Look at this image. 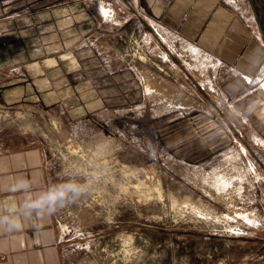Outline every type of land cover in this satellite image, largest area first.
Masks as SVG:
<instances>
[{
  "label": "rangeland",
  "instance_id": "obj_1",
  "mask_svg": "<svg viewBox=\"0 0 264 264\" xmlns=\"http://www.w3.org/2000/svg\"><path fill=\"white\" fill-rule=\"evenodd\" d=\"M38 1L57 4V25L49 26L47 9L33 17L24 11L17 46L27 58L74 56L58 91L78 85L74 92L94 102L84 117L70 120L68 97L55 104L0 101V138L12 144L19 131L39 136L52 189L80 188L57 202L63 229L81 247L80 264H264V144L258 141L264 133L247 131L210 156L191 146L207 145L208 126H180L176 149L163 135L202 106L203 94L218 100L216 85L228 77L224 65L211 58L204 68L183 50L180 36L156 25L145 29L118 0ZM85 8L97 25L78 18L70 31L64 18ZM36 18L38 25H27ZM15 44L9 38L7 47L15 52ZM59 62L71 65L64 56Z\"/></svg>",
  "mask_w": 264,
  "mask_h": 264
},
{
  "label": "crops",
  "instance_id": "obj_2",
  "mask_svg": "<svg viewBox=\"0 0 264 264\" xmlns=\"http://www.w3.org/2000/svg\"><path fill=\"white\" fill-rule=\"evenodd\" d=\"M40 3L38 0H0V101L6 105L25 101L47 104L51 99L55 104L68 97L73 103L67 109V116L70 120H79L90 110L94 100L83 93L77 95L74 89L78 85L58 91L61 87L58 81L74 67V56L53 53L48 59L27 58L30 53L25 55L23 48L17 46L23 34L22 25H25L24 11L29 10L26 14L33 17L47 9L44 18L47 15L49 26L57 25V4L43 6ZM236 3L232 6L225 0L117 2L128 10V17L136 18L145 29L153 30L156 25L174 33L217 59L226 69L228 77L216 85L218 100L204 91L206 99L200 98L201 107L194 108V113L187 115L189 117L184 116L164 128L165 143L171 149L182 143L177 137L183 136L177 130L180 126L190 125L189 131L208 126L209 136L203 140L207 145L201 146L199 141L191 145L199 155L208 156L219 146L244 137L247 131L264 133V0H237ZM68 14L64 19L70 31L77 26L78 18L80 24L88 20L91 25H97V17L89 14L86 8L79 17L72 11ZM39 22L41 19L36 18L27 25ZM151 29H148L150 33ZM9 38L15 40V52L7 47ZM165 51L168 53L167 49ZM62 56L69 59V68L59 62ZM241 74L253 82L246 81ZM252 86L257 88L254 90ZM18 134L19 140L12 144L0 138V220L14 218L21 224L20 230L14 231L0 224V264H80L81 247L63 229L58 204L55 211L44 210L39 215L23 208L29 198L37 199L52 189V185L43 140L33 133L19 131ZM184 140L186 144L193 138L189 136ZM21 183L26 187H19Z\"/></svg>",
  "mask_w": 264,
  "mask_h": 264
},
{
  "label": "clouds",
  "instance_id": "obj_3",
  "mask_svg": "<svg viewBox=\"0 0 264 264\" xmlns=\"http://www.w3.org/2000/svg\"><path fill=\"white\" fill-rule=\"evenodd\" d=\"M19 187H26V184L21 183ZM79 195L80 188L72 184H62L47 193L40 195L37 199L29 200L23 205L27 212L35 211L38 215L40 212L47 210L49 213L55 211L57 202L63 201L68 197V194ZM0 224H6L9 231L20 230L21 224L16 219L0 220Z\"/></svg>",
  "mask_w": 264,
  "mask_h": 264
},
{
  "label": "bare ground",
  "instance_id": "obj_4",
  "mask_svg": "<svg viewBox=\"0 0 264 264\" xmlns=\"http://www.w3.org/2000/svg\"><path fill=\"white\" fill-rule=\"evenodd\" d=\"M230 1H232V0H230ZM101 11H102V13L106 16V17H109V16H111V14L107 11V8L105 7V6H103L102 7V9H101ZM108 19V18H107ZM169 32V31H168ZM167 33V32H166ZM169 34H172V35H175L174 33H171V32H169ZM182 40V42H184V43H182V48H183V50H185V52L187 53V54H189V56H191V57H194L195 59H197V60H199L200 61V65H204V68H206L208 65H210L211 66V64H212V60H211V57L209 56V55H207V54H205V53H203L198 47H196L195 45H193L191 42H189V41H186V40H183V39H181ZM139 56V55H138ZM141 56V55H140ZM201 60H203V61H201ZM203 70V69H202ZM204 71V70H203ZM151 81H153V80H151ZM207 83H208V86L210 87L211 85H212V83L211 82H209L208 80H207ZM263 85H264V82H263ZM147 87H148V89H153L152 87H151V83L150 82H148L147 83ZM212 87V86H211ZM149 90V91H150ZM177 102V105L176 106H180L178 103H182V102H178V101H176ZM258 141H260L261 143H263L264 144V139L263 138H259L258 139ZM73 148V147H72ZM75 148V147H74ZM132 172V171H131ZM140 182V181H139ZM154 188L156 189V191H157V193H158V195H159V197H161L162 195H161V190H160V188L158 187V186H154ZM238 213H240V212H238ZM243 216L247 219V220H249V221H251L252 219H251V217L247 214V213H243Z\"/></svg>",
  "mask_w": 264,
  "mask_h": 264
},
{
  "label": "built area",
  "instance_id": "obj_5",
  "mask_svg": "<svg viewBox=\"0 0 264 264\" xmlns=\"http://www.w3.org/2000/svg\"><path fill=\"white\" fill-rule=\"evenodd\" d=\"M230 3H234L235 1H237V0H232V1H230V0H228Z\"/></svg>",
  "mask_w": 264,
  "mask_h": 264
}]
</instances>
